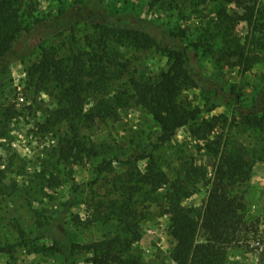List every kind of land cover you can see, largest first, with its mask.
Here are the masks:
<instances>
[{
  "label": "rangeland",
  "instance_id": "1",
  "mask_svg": "<svg viewBox=\"0 0 264 264\" xmlns=\"http://www.w3.org/2000/svg\"><path fill=\"white\" fill-rule=\"evenodd\" d=\"M228 8L236 10L232 5ZM21 11L26 23L41 18L50 20L51 25L37 26L23 36L18 50L24 48V56L14 58L0 72V246L17 242L22 232L29 234L40 223L53 224L59 230L52 236L68 235L78 244L73 264H92L88 261L87 244L112 236L130 240L131 227L140 237L129 247V260L135 264H175L169 256L174 240L168 231V216L158 207L166 187L151 193L143 185L134 193L130 202L133 217L126 219L119 208L127 196L121 195V190L141 185V175L151 161L169 179L179 177L184 184L193 181L189 169L201 168L206 172L205 178L198 177L193 193L182 204L198 209L206 197L204 181L211 177L214 168L206 139L183 126L167 142L160 143V129L151 112L130 97L133 91L127 75L134 74L139 80L158 77L167 68L166 55L155 47L136 49L126 40L112 42L109 48L117 49L118 59L127 69L125 76L109 87V96L122 92L123 102L127 103L117 106L115 115L78 123L85 145H94L98 153L77 162L59 158L57 147L68 126L65 121L52 123V114L59 108L58 89L53 82L36 84L26 71L44 49L67 57L73 52L91 50L103 14L114 20L116 14H131L152 19L162 27L168 24L181 28L188 42L204 34L212 36L217 31L212 5L195 7L193 0H177L171 5L160 0H23ZM253 14L250 24L240 21L232 29L237 42H246L260 53L250 69L217 63L216 37L212 50L198 55V67L204 75L219 80L226 91L234 86L236 92H242L244 110L264 89V0H257ZM181 99L197 104L200 91L186 88ZM95 104L96 100L88 95L86 112ZM212 116L217 124L207 139L242 144L252 161L249 179L235 189L244 206L238 242L229 250V258L242 264H264L263 142L255 130L242 123L234 110L233 98L202 113L197 124ZM100 166L105 169L100 171ZM203 237L200 232L199 240ZM35 244L50 247L53 237L41 236ZM0 264L67 262L52 248L43 252L16 246L11 254L0 253Z\"/></svg>",
  "mask_w": 264,
  "mask_h": 264
},
{
  "label": "trees",
  "instance_id": "2",
  "mask_svg": "<svg viewBox=\"0 0 264 264\" xmlns=\"http://www.w3.org/2000/svg\"><path fill=\"white\" fill-rule=\"evenodd\" d=\"M160 1L171 5L177 0ZM206 3L212 5L216 18L217 31L212 36L204 34L188 42L181 28L168 24L162 27L152 19L131 14H116L117 20L103 14L96 26L91 50L73 52L67 57L58 55L52 49H44L40 58L26 72L36 84L53 82L58 89L59 108L52 114V123L65 121L68 126L57 147L59 158L77 162L85 156L98 153L94 145H85L78 123L92 121L95 117L115 115L116 107L127 103L123 102L122 92H114L109 96V87L125 76L127 69L121 65L117 49L109 48L112 42L126 40L136 49L155 47L164 53L168 60L167 68L158 77L139 80L134 74L127 75L128 86L133 91L130 97L151 112L160 129V143L167 142L183 126H189L193 135L206 139V148L214 157L213 174L204 181L207 193L201 206L198 209L187 207L182 201L193 193L196 180L198 177L205 178L206 172L197 167L189 169L188 172L193 173V181L184 184L179 177L169 179L151 161L141 175V185L125 186L123 192L121 190V195L127 196L119 208L126 219L133 217L130 202L134 193L143 185L151 193L166 187L158 207L161 213L168 216V231L174 240L169 253L171 260L175 264H242L230 260L229 250L238 242L236 238L241 224L240 212L244 206L236 196L235 189L249 179L252 161L242 144L227 139L223 142L207 139L216 127L215 116L199 124L197 122L202 113L210 112L233 98L234 110L242 123L255 130L264 146V89L258 91L244 110L242 92H236L234 86L226 91L219 80L204 75L198 67V55L212 50L213 37H216L217 63L250 69L259 60L260 53L255 52L246 42H237L232 29L240 21L249 24L253 21L257 0H193L195 7ZM22 4L23 0H0V72L14 58L24 56L21 52L24 48L18 50L23 36L37 26L43 28L51 25L50 20L41 18L33 20L32 24L26 23L21 11ZM230 5L236 10L230 11ZM186 88L200 91L199 103H185L181 99ZM88 95L96 100V104L86 112ZM104 169V166L99 167L100 171ZM201 172L202 176L199 174ZM57 230L53 224L40 223L29 234L22 232L17 242L0 246V253L11 254L16 246L34 247L43 252L52 248L63 256L67 264H73L75 250L79 246L68 235L52 236ZM129 230L130 240L112 236L87 244L86 248L90 250L88 261L92 264H135L129 260V247L140 235L138 232L133 233L131 227ZM200 232L204 235L203 240L198 238ZM47 235L53 237L50 247L35 244V240Z\"/></svg>",
  "mask_w": 264,
  "mask_h": 264
}]
</instances>
